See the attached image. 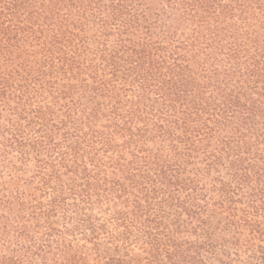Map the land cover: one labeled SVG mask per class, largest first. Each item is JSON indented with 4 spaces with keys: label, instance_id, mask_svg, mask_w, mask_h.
I'll list each match as a JSON object with an SVG mask.
<instances>
[{
    "label": "trees",
    "instance_id": "obj_1",
    "mask_svg": "<svg viewBox=\"0 0 264 264\" xmlns=\"http://www.w3.org/2000/svg\"><path fill=\"white\" fill-rule=\"evenodd\" d=\"M0 264H264V0H0Z\"/></svg>",
    "mask_w": 264,
    "mask_h": 264
}]
</instances>
